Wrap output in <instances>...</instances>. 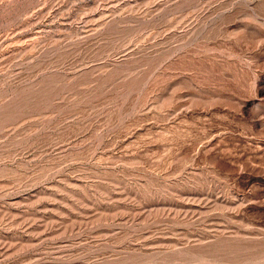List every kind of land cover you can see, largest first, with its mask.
<instances>
[{
    "label": "rangeland",
    "instance_id": "1",
    "mask_svg": "<svg viewBox=\"0 0 264 264\" xmlns=\"http://www.w3.org/2000/svg\"><path fill=\"white\" fill-rule=\"evenodd\" d=\"M0 264H264V0H0Z\"/></svg>",
    "mask_w": 264,
    "mask_h": 264
}]
</instances>
